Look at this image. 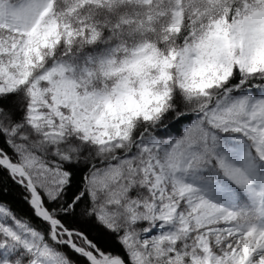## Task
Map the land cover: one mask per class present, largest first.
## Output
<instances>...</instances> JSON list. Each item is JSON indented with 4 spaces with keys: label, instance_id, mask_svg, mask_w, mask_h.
<instances>
[{
    "label": "snow or ice",
    "instance_id": "6c2138e0",
    "mask_svg": "<svg viewBox=\"0 0 264 264\" xmlns=\"http://www.w3.org/2000/svg\"><path fill=\"white\" fill-rule=\"evenodd\" d=\"M0 264H264V0H0Z\"/></svg>",
    "mask_w": 264,
    "mask_h": 264
}]
</instances>
